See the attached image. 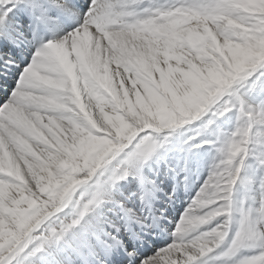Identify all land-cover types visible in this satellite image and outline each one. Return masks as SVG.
<instances>
[{
  "label": "snow or ice",
  "instance_id": "snow-or-ice-1",
  "mask_svg": "<svg viewBox=\"0 0 264 264\" xmlns=\"http://www.w3.org/2000/svg\"><path fill=\"white\" fill-rule=\"evenodd\" d=\"M162 260L264 264V0H0V264Z\"/></svg>",
  "mask_w": 264,
  "mask_h": 264
},
{
  "label": "bare ground",
  "instance_id": "bare-ground-1",
  "mask_svg": "<svg viewBox=\"0 0 264 264\" xmlns=\"http://www.w3.org/2000/svg\"><path fill=\"white\" fill-rule=\"evenodd\" d=\"M174 258V257H173ZM162 264H163V260H162Z\"/></svg>",
  "mask_w": 264,
  "mask_h": 264
}]
</instances>
